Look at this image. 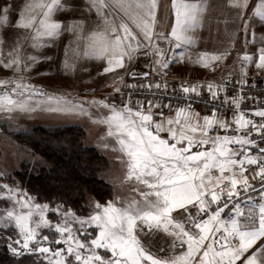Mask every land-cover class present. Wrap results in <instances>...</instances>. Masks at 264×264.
I'll use <instances>...</instances> for the list:
<instances>
[{"label":"snow or ice","instance_id":"6c2138e0","mask_svg":"<svg viewBox=\"0 0 264 264\" xmlns=\"http://www.w3.org/2000/svg\"><path fill=\"white\" fill-rule=\"evenodd\" d=\"M227 4L235 9L233 22L238 21L235 28H225L228 47L201 51L196 62L214 68L213 62L228 57L241 31L247 44L251 29L252 43L259 47L255 53L238 54L239 80L233 86L241 87L231 96V73L223 82L182 81L170 95H165L167 80L157 79L159 97L149 100L147 108L139 99L131 106L130 93L117 106L107 98L69 99L29 83L23 75L0 78L2 111L78 113L106 125V135L115 138L123 153L117 158L126 167L123 182L135 180L145 188L139 198L116 195L102 203L88 195L73 207L67 192L37 202L27 189L0 183V199L8 202L0 208V243L15 264H27L28 256L40 264H264V106H242L246 100L264 104L252 91L244 93L245 87H256L254 78L247 79L248 65L254 61L264 70V0ZM159 7V0H87V11H95L100 23L85 35V20L62 18L73 11L70 0H0V29L20 30L11 42L0 31V65L14 74L30 70L44 57L26 53L25 43L38 49L62 32H72L83 41L82 53L78 44L75 57L106 60L103 72L113 74V91L123 97L124 88L142 86L126 85L114 70H126L141 54L150 55L147 67L164 76L186 54L192 59L189 49L197 40L193 32L203 26L209 0H171L170 31H157ZM63 67L75 70L76 64L66 55ZM126 74L147 78L150 72L132 69ZM146 87L151 90L153 84ZM201 100L204 108L198 111L193 105ZM92 105L109 111L93 116ZM228 108L230 119L224 117ZM165 109L170 110L167 116ZM229 209L230 215L222 216ZM160 231L171 243L154 252L149 237Z\"/></svg>","mask_w":264,"mask_h":264},{"label":"rangeland","instance_id":"374dc122","mask_svg":"<svg viewBox=\"0 0 264 264\" xmlns=\"http://www.w3.org/2000/svg\"><path fill=\"white\" fill-rule=\"evenodd\" d=\"M77 10L78 9L76 8L74 9L73 16L76 17L74 19H77ZM62 18H66V12L62 14ZM12 19L14 20L15 18L12 17ZM85 22L84 33L86 35L89 30L97 25V21L88 19L85 20ZM0 31L3 32V36L8 42H11V40L16 36L13 33L16 31L15 28H4L0 29ZM261 31L262 29L257 26V35H259ZM250 42L251 51H254L259 47L258 43H252V38ZM78 44L80 45L82 53L83 41L77 40L76 34L68 31L62 32L59 37L55 38L54 42L46 43L42 48L33 49L29 44L25 43L24 51L26 53H33L39 57H44V59H38L30 70H27L23 73L14 74L12 70L5 69L2 65H0V78L11 77L13 75H23L29 83L38 85L48 92H60L62 94H66L69 99L87 97L89 100H91L92 97H96L98 99L107 98L109 100L108 95L113 91L114 87L112 83V81L114 80L113 74L103 72V68L106 67V64L97 65V60L101 61L100 59L84 58L82 54L79 58H76L74 50L76 49ZM5 47H7V44L5 45ZM66 47L67 53L65 51ZM66 55L70 62H75V70H72L71 68L65 69L63 67V62ZM48 57H51V59H48ZM86 64H88V66H86ZM131 64H126V69H128V66H130ZM86 68L89 70L87 71ZM122 70L125 69H116L114 72L123 76L124 73ZM248 78L264 79V76H255ZM260 99L264 100V98ZM135 101L136 100L131 101V106H136ZM109 102L112 101L109 100ZM248 102L253 103L255 101L248 100ZM116 104L117 106H119L121 104V101L116 102ZM91 111L93 116H96L102 114L106 115L109 110L107 108L97 109L95 105H92ZM59 124H79L86 131L88 144H91L92 146L99 149L108 159L111 160V162L113 160V155L116 157V154L114 152H118V146L115 138L106 135V125L93 122V119L88 115H81L78 113L49 112L43 109H37L34 112L13 111L12 113L0 110V183H8L12 186H20L14 176V171L19 168L20 164L23 162L29 164H37V160H39L38 162H42L43 160L39 156L29 151L22 144L8 137L4 133V131H29L31 128L37 125ZM105 144H107L108 147H104ZM111 162L109 161V168L105 172L104 177H108L109 173L112 175V179H118L116 178L118 172H116L112 167ZM105 179L108 180L107 178ZM121 180L112 182L113 194L109 199L113 198L116 195H119L121 197L139 198V192L145 190L144 186L137 185V183L135 182L131 183L132 186H130L129 181L123 182V179ZM137 188H139V191L136 190ZM256 199L258 198L256 197ZM37 202L44 201L37 199ZM7 203L8 202L6 200L0 199V208L5 207ZM50 218H53V215H50ZM2 231L3 229L0 228V232ZM9 234H12V232L10 231ZM149 239L151 241V244L153 245L152 251L154 252H156L157 249H166L167 245L171 243V238L162 231L153 233V235L149 237ZM0 249L3 250L2 252H4L5 254L8 253V256H12L11 253L8 252V250L3 246V243H0ZM163 254L167 255L171 253L169 251H165V253ZM29 257H31L33 261H37V264H40V261L37 257ZM14 261L15 259L13 260V262Z\"/></svg>","mask_w":264,"mask_h":264},{"label":"trees","instance_id":"16d2710c","mask_svg":"<svg viewBox=\"0 0 264 264\" xmlns=\"http://www.w3.org/2000/svg\"><path fill=\"white\" fill-rule=\"evenodd\" d=\"M4 133L43 159L37 160V164L23 162L14 171L21 188L38 200L51 201L61 192H67L69 204L79 207L88 195L101 202L112 196L113 185L103 177L109 160L88 144L86 131L79 124L37 125L29 131ZM2 251L0 264H15V258ZM26 261L32 264L33 260L28 256Z\"/></svg>","mask_w":264,"mask_h":264},{"label":"crops","instance_id":"0c3cea01","mask_svg":"<svg viewBox=\"0 0 264 264\" xmlns=\"http://www.w3.org/2000/svg\"><path fill=\"white\" fill-rule=\"evenodd\" d=\"M71 1L73 3V11L66 12V18H72V19L76 18L73 16L74 9L76 8L78 9L77 10L78 13H76L78 14L77 19H83V20L93 19L97 21V24L100 23V20L97 17L95 11H92L91 13L87 11L86 8L87 0H70V2ZM10 2H12V0H10ZM16 2H23V0H16ZM170 2L171 0H159L160 7L158 9L157 31H170V23L174 19V17L171 15ZM234 12L235 9L228 6L227 0H209V8L205 14L203 26L198 27L193 32V34L197 37V40L194 44L190 46L189 49V51L192 54V59L191 60L187 59V54H186V58L184 60H179L176 63L171 64L169 66L167 76L159 75L160 81L163 82L164 80H167L168 86L179 88L178 86L182 81L197 83V82H207L209 80H214L216 82H222L224 80V77L228 76L229 73H231V78L239 80V76L237 75L240 67L239 63L237 62L238 54H242L245 50L251 53H255L256 51V50L251 51L250 49L251 47L250 29H249L247 44H245V35L243 31H241L239 34L236 35L234 47L230 50L228 57L223 61L213 62L215 64L214 68L205 67L202 63L196 62V56L201 51H209V52L219 51L228 47L230 36L228 32L225 31V28L227 26L228 29H233L235 28L236 23H238V21L236 23L233 22L232 18ZM11 16L13 18H16V12L13 11L11 13ZM15 30L16 31L13 33L15 35H18L20 30L18 29ZM182 50L183 49H178V51H182ZM97 62H98L97 65L106 64V61H102V60L101 61L97 60ZM135 62H136V58L131 62L132 64L128 66V69L122 70L123 73L126 74V71L128 72V70L134 65ZM86 66H88V64H86ZM86 70L88 71L89 69L86 68ZM124 74L123 76L125 82L126 75ZM255 76H264V70L259 69L256 66L255 62L253 61L251 64L248 65L247 78L255 77ZM204 90L206 91V88ZM143 106L147 108L148 104L143 102ZM196 110L199 111V109L197 108ZM168 114L169 112L166 114V116ZM224 117L230 119L227 116ZM114 153L116 154V157L113 155L112 162L110 159L108 160L111 162V165L115 169V171L118 172L116 176V178L118 179H112L111 177L112 175L109 173H108V177H104V174L108 169L103 173V177L110 180L111 183L116 180L123 179L126 171V167L125 164L122 163V159H117L118 157L123 158V153L120 151L119 147H118V152H114ZM251 174L252 173L250 170L249 175L251 176ZM134 182L137 183L135 180L129 181V185L132 186L131 183ZM256 201L257 203H259V198L256 199ZM255 211L258 212V208L255 209Z\"/></svg>","mask_w":264,"mask_h":264},{"label":"built area","instance_id":"2783aa9c","mask_svg":"<svg viewBox=\"0 0 264 264\" xmlns=\"http://www.w3.org/2000/svg\"><path fill=\"white\" fill-rule=\"evenodd\" d=\"M152 63V57L149 56H144L143 54H141L139 57L136 58V62L135 64L130 68V70L128 72H131L132 69H135L136 72H150V75L145 78L139 75H128L126 77V81L124 82L126 85H141L142 87L139 88H124L123 92L124 95L123 97L120 96L119 93H116L114 91L110 92L108 95L109 100L113 101L115 100V102H120L123 100H128L129 97V93L131 94V98L132 100H142L144 102H148L151 99L158 98L159 97V92L158 90L155 88V81L157 79L160 80V76L157 75L156 73L152 72L149 67H147V65ZM249 81H251L252 79L247 78ZM256 81V87L255 89H249L247 87L244 88V93L247 94L249 91H252V93L254 95H259L260 98H264V91H262V89H264V79H256L254 78ZM234 81H238L237 79H233L230 78L227 81V86H228V93L229 95H234L235 93L239 92L240 90V85L236 84L235 87L234 85ZM223 82V81H222ZM148 83H152L153 87L151 90H149L146 85ZM176 90L177 92L179 91V88H173V87H169L168 86V91L165 95H170L172 94L173 90ZM162 91V89L160 90ZM206 92V91H205ZM223 98V95H221V99ZM264 101V100H261ZM217 103H219V101H217ZM264 106V104H257L256 102H248V100L243 101L242 102V106L244 108H249L252 106ZM194 108H198V109H203L204 108V102L203 100L201 101H196L193 105ZM155 111V110H154ZM165 114H167L170 110L165 109ZM232 115V109L228 108V110L224 113V116L227 117H231ZM158 118V117H157ZM250 195H254V193H250ZM258 198V197H257ZM230 209L226 210L224 213H222V216H224L225 218H227L230 215Z\"/></svg>","mask_w":264,"mask_h":264}]
</instances>
